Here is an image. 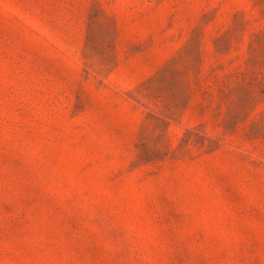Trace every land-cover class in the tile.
Listing matches in <instances>:
<instances>
[{
  "label": "rangeland",
  "instance_id": "1",
  "mask_svg": "<svg viewBox=\"0 0 264 264\" xmlns=\"http://www.w3.org/2000/svg\"><path fill=\"white\" fill-rule=\"evenodd\" d=\"M0 264H264V0H0Z\"/></svg>",
  "mask_w": 264,
  "mask_h": 264
}]
</instances>
